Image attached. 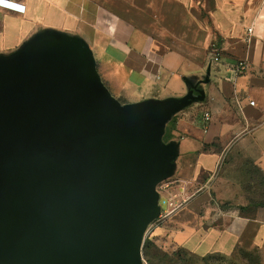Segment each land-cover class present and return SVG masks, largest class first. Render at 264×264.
I'll return each mask as SVG.
<instances>
[{"label":"crops","instance_id":"obj_1","mask_svg":"<svg viewBox=\"0 0 264 264\" xmlns=\"http://www.w3.org/2000/svg\"><path fill=\"white\" fill-rule=\"evenodd\" d=\"M9 1L24 12L0 7V60L56 37L89 51L101 82L123 105L203 96L165 123L170 172L159 183L169 188L156 187L161 202L182 184L191 192L215 172L217 196L233 201L220 188L245 174L242 162L252 169L246 172L252 191L255 174L264 181V0ZM239 60L248 64L240 74ZM246 204L241 199L236 206ZM256 205L250 215L223 210L204 191L152 232L157 229L159 243L199 256L242 248L264 260V202Z\"/></svg>","mask_w":264,"mask_h":264},{"label":"water","instance_id":"obj_2","mask_svg":"<svg viewBox=\"0 0 264 264\" xmlns=\"http://www.w3.org/2000/svg\"><path fill=\"white\" fill-rule=\"evenodd\" d=\"M119 103L79 43L44 37L0 60V264H141L170 113Z\"/></svg>","mask_w":264,"mask_h":264},{"label":"rangeland","instance_id":"obj_3","mask_svg":"<svg viewBox=\"0 0 264 264\" xmlns=\"http://www.w3.org/2000/svg\"><path fill=\"white\" fill-rule=\"evenodd\" d=\"M242 163V165L241 162H238L237 164L238 166L241 165L243 167L245 174L235 175V183L230 181L228 185L220 188L223 195L234 198L232 199L233 201H228V199L222 200L217 196L216 176L212 180L210 193L220 209L242 208L243 214L250 215L258 209L256 204L264 202V181L262 177L255 174L256 189L252 191L246 174L248 170L252 171V169L247 162ZM242 167L237 168L241 171ZM241 199L245 200L247 204L245 206H236L237 202H240ZM157 204L158 206H163L159 197H157ZM148 226L149 224L147 227ZM147 227L144 232L141 251L143 258L148 264H264L263 255L257 250H236V252L230 255L213 254L199 256L174 245H164L159 243L157 237L153 235L157 229L151 234H148Z\"/></svg>","mask_w":264,"mask_h":264},{"label":"built area","instance_id":"obj_4","mask_svg":"<svg viewBox=\"0 0 264 264\" xmlns=\"http://www.w3.org/2000/svg\"><path fill=\"white\" fill-rule=\"evenodd\" d=\"M0 7H4L11 10H19L20 12H24V8L22 5L9 1V0H0ZM253 28L248 26L245 28V38L248 40L252 36ZM235 69L237 73H244L248 69V64L245 60H239ZM251 106L254 105V101H249ZM211 118V114L209 112L204 113V120L209 121ZM216 176V172L213 173L205 182L200 184L197 188L192 190L191 192L187 189L185 184H182L178 187V190L175 193L168 194L162 201L163 206L158 214V217L152 221L147 227V233L151 234L154 228L164 223L168 220L174 213L184 207L191 199L195 196L203 193L204 191H209L212 185V180ZM158 191L162 192L169 188L167 183L158 184ZM141 264H148L146 260L142 256Z\"/></svg>","mask_w":264,"mask_h":264},{"label":"trees","instance_id":"obj_5","mask_svg":"<svg viewBox=\"0 0 264 264\" xmlns=\"http://www.w3.org/2000/svg\"><path fill=\"white\" fill-rule=\"evenodd\" d=\"M169 137H170V135H169V133H168V130H166V132L164 133V135H163V141L164 142H167L168 140H169ZM242 208H240V211L242 212ZM236 250H240V251H245V249H242V248H237ZM236 250L234 251V252H236ZM233 252V253H234Z\"/></svg>","mask_w":264,"mask_h":264}]
</instances>
